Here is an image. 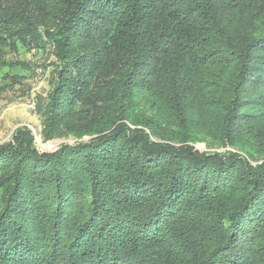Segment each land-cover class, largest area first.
I'll return each instance as SVG.
<instances>
[{
	"label": "trees",
	"instance_id": "obj_1",
	"mask_svg": "<svg viewBox=\"0 0 264 264\" xmlns=\"http://www.w3.org/2000/svg\"><path fill=\"white\" fill-rule=\"evenodd\" d=\"M46 45L76 142L0 143V264H264V0H0V50Z\"/></svg>",
	"mask_w": 264,
	"mask_h": 264
},
{
	"label": "rangeland",
	"instance_id": "obj_2",
	"mask_svg": "<svg viewBox=\"0 0 264 264\" xmlns=\"http://www.w3.org/2000/svg\"><path fill=\"white\" fill-rule=\"evenodd\" d=\"M12 50L9 47H2L0 60L24 61L27 67L19 66L9 70L7 65L0 66V143L10 140L17 128L26 127L32 131L34 145L39 152H52L64 143L74 144L76 139L71 136L43 140L40 135L41 111L51 87L54 69L55 57L52 54V47L50 45L43 48L19 46L16 51ZM9 71L17 75V81L4 77ZM88 138V136L82 137L84 140ZM194 147L200 152H238L228 146L207 148L204 142H196ZM250 162L257 163L252 160Z\"/></svg>",
	"mask_w": 264,
	"mask_h": 264
}]
</instances>
